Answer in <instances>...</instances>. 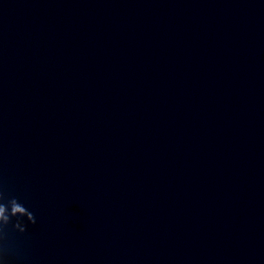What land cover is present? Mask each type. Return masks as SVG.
I'll use <instances>...</instances> for the list:
<instances>
[{
  "label": "water",
  "instance_id": "1",
  "mask_svg": "<svg viewBox=\"0 0 264 264\" xmlns=\"http://www.w3.org/2000/svg\"><path fill=\"white\" fill-rule=\"evenodd\" d=\"M0 264H264V0H0Z\"/></svg>",
  "mask_w": 264,
  "mask_h": 264
}]
</instances>
